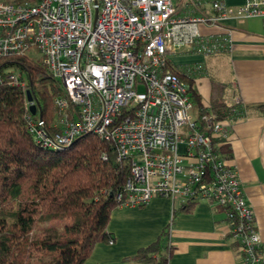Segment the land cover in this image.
I'll return each mask as SVG.
<instances>
[{
	"label": "built area",
	"instance_id": "1",
	"mask_svg": "<svg viewBox=\"0 0 264 264\" xmlns=\"http://www.w3.org/2000/svg\"><path fill=\"white\" fill-rule=\"evenodd\" d=\"M178 1L0 0V60L34 48L61 81L65 94L54 100L59 118L47 126L33 114L37 102L29 99L21 74L9 75L25 92L28 129L42 147L57 150L95 134L115 148L119 161L129 162L118 206H145L155 196L173 203L206 200L224 209L242 264H264L262 238L238 169L217 149L221 142L214 143L231 132L229 116L214 121L206 115L203 124L190 86L169 66L171 55L188 45L203 55L227 51L230 40L204 38L200 24L263 17L264 0L237 7L224 0H184V8L210 5L212 15H180ZM239 102L225 103L234 112Z\"/></svg>",
	"mask_w": 264,
	"mask_h": 264
},
{
	"label": "trees",
	"instance_id": "2",
	"mask_svg": "<svg viewBox=\"0 0 264 264\" xmlns=\"http://www.w3.org/2000/svg\"><path fill=\"white\" fill-rule=\"evenodd\" d=\"M15 71L30 88L47 126L59 118L55 98L65 94L41 55L0 60V264H85L97 244L116 240L108 225L130 176V164L119 161L115 148L95 134L80 136L57 150L42 147L28 129L25 92L9 80ZM174 72L189 83L195 115L203 124L206 115L220 121L231 114L224 102L229 83L212 79L210 103L205 104L192 79ZM225 141L214 143L221 142L217 149L231 155ZM196 204L197 200L183 202L174 208L173 217L193 212ZM171 225L129 259L138 264H169L175 250Z\"/></svg>",
	"mask_w": 264,
	"mask_h": 264
},
{
	"label": "crops",
	"instance_id": "3",
	"mask_svg": "<svg viewBox=\"0 0 264 264\" xmlns=\"http://www.w3.org/2000/svg\"><path fill=\"white\" fill-rule=\"evenodd\" d=\"M224 1L237 7L246 0ZM189 7L184 10L190 15L213 14L210 5ZM199 28L204 38H228V50L203 55L188 45L171 55L169 66L192 79L205 104L210 103L212 79L229 83L224 102L239 99L228 117L231 132L224 139L231 155L221 152L238 169L264 251V16L233 19L221 26L200 24ZM181 204L155 196L145 206H118L108 225L115 242L97 244L85 264H138L129 258L156 241L170 223L175 250L169 264H242L223 208L197 200L193 212L173 217L174 208Z\"/></svg>",
	"mask_w": 264,
	"mask_h": 264
},
{
	"label": "rangeland",
	"instance_id": "4",
	"mask_svg": "<svg viewBox=\"0 0 264 264\" xmlns=\"http://www.w3.org/2000/svg\"><path fill=\"white\" fill-rule=\"evenodd\" d=\"M176 5H177V7H178V14H180V15H183V14H185L186 12H185V10H184V5H185V1L184 0H182V1H178L177 3H176ZM35 54H39L38 52H37V50H35L34 48H31L30 50H29V52H28V55H31V56H34ZM40 55V54H39ZM15 72H18V71H15ZM20 73V72H19ZM21 74V73H20ZM205 97H206V95H205ZM36 115H38V114H36ZM57 121V120H56ZM55 122H53V124H54Z\"/></svg>",
	"mask_w": 264,
	"mask_h": 264
},
{
	"label": "water",
	"instance_id": "5",
	"mask_svg": "<svg viewBox=\"0 0 264 264\" xmlns=\"http://www.w3.org/2000/svg\"><path fill=\"white\" fill-rule=\"evenodd\" d=\"M95 13H96V17H97V15H98V13H99V7H98V4L96 5V11H95ZM28 97H29L30 100H33V99H34V97H33L31 91H28ZM32 112H33V114H38L39 119H40L41 121L43 120V119H42V115H41L40 106H39L38 103H36V104H34V105L32 106Z\"/></svg>",
	"mask_w": 264,
	"mask_h": 264
}]
</instances>
